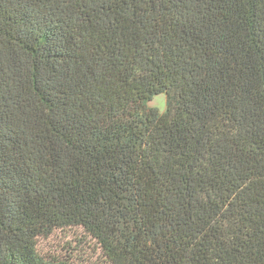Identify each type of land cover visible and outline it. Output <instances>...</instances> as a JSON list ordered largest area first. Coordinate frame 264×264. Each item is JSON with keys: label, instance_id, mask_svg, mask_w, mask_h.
<instances>
[{"label": "trees", "instance_id": "trees-1", "mask_svg": "<svg viewBox=\"0 0 264 264\" xmlns=\"http://www.w3.org/2000/svg\"><path fill=\"white\" fill-rule=\"evenodd\" d=\"M71 228L264 264V0H0V264H76L40 250Z\"/></svg>", "mask_w": 264, "mask_h": 264}, {"label": "rangeland", "instance_id": "rangeland-1", "mask_svg": "<svg viewBox=\"0 0 264 264\" xmlns=\"http://www.w3.org/2000/svg\"><path fill=\"white\" fill-rule=\"evenodd\" d=\"M161 97L163 98L164 111L167 108V95L161 93L156 95L150 102V106L157 107L160 109ZM63 233V232H62ZM55 233L49 238L40 240V250L47 254H62L65 246L70 245L76 248V264H105L104 258L100 252L90 244V240L86 239L84 241L80 240L81 234L84 233L80 228H71L65 231V234ZM61 234L63 235L61 237Z\"/></svg>", "mask_w": 264, "mask_h": 264}, {"label": "clouds", "instance_id": "clouds-1", "mask_svg": "<svg viewBox=\"0 0 264 264\" xmlns=\"http://www.w3.org/2000/svg\"><path fill=\"white\" fill-rule=\"evenodd\" d=\"M163 98L161 97V104H160V111H161V113H163V111H164V106H163Z\"/></svg>", "mask_w": 264, "mask_h": 264}]
</instances>
